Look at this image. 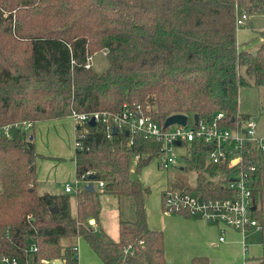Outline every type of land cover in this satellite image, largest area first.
Returning <instances> with one entry per match:
<instances>
[{
    "label": "trees",
    "instance_id": "1",
    "mask_svg": "<svg viewBox=\"0 0 264 264\" xmlns=\"http://www.w3.org/2000/svg\"><path fill=\"white\" fill-rule=\"evenodd\" d=\"M240 10L263 13L264 0H0V124L62 119L73 110L114 112L128 102L141 104L164 126L177 114L211 120L223 112L227 128L239 127L245 118L241 88L264 86V43L256 52L240 49ZM103 50L109 67L98 73L87 64ZM86 127L84 147L74 153L76 178L92 171L105 187L79 189L75 212L69 193H39L34 134L14 129L11 138L0 137V258L14 256L26 264L35 244L29 264H79L75 247L81 237L104 264H168L164 232L147 221L151 188L131 175L134 154L154 158L161 144L126 131L108 138L100 125ZM187 160L197 169V186L172 188L230 196L226 184L206 175L230 179L231 170L209 164L203 147L193 148ZM250 160L256 166L249 184L251 214L264 240V152ZM103 193L134 201L135 219L120 220L118 239L89 226L99 218ZM55 204L64 210L51 213ZM128 244L134 255L124 254ZM191 264L210 260L195 256ZM253 264H264V253Z\"/></svg>",
    "mask_w": 264,
    "mask_h": 264
},
{
    "label": "built area",
    "instance_id": "2",
    "mask_svg": "<svg viewBox=\"0 0 264 264\" xmlns=\"http://www.w3.org/2000/svg\"><path fill=\"white\" fill-rule=\"evenodd\" d=\"M249 15L240 10L236 17L237 28L246 25ZM92 58V57H91ZM89 59L87 67L92 65ZM76 125V148H83V139L86 137L87 125L94 119L96 125H100L102 131L108 138H112L117 131H126L132 134L131 137L140 136L144 139L155 140L161 144V152L156 156L159 159V166L162 169H170L179 163V156L175 153V146L185 145L190 154L195 147H203L207 162L212 165H223L231 170L230 179L226 180V186L230 190V196L222 198L203 197L201 193L194 191H182L175 188H167L162 193L163 208L171 212L186 211L190 215L201 216L203 219L219 226L230 227L241 230L244 247L248 229L261 232L262 226L253 218L251 212L253 203L252 190L250 188L251 174L256 170V166L251 162L255 152H264V137L258 135V123L252 118L242 120L239 127L227 128L222 119L223 112L211 120H200L196 122L192 117V123L187 119L186 124H172L168 127L155 121L153 117L145 111L141 104H129L125 102L118 111H84L73 110L69 115ZM36 122L33 120H18L6 124H0V137L11 138L14 129H20L30 135ZM80 127V129H78ZM133 143V138L130 144ZM148 154L136 153L132 163L138 165L141 161L151 159ZM92 171L85 173L77 183L88 185L91 181ZM89 177V178H88ZM95 186L104 189L103 180L95 181ZM84 186L78 187L76 191ZM74 188L70 183L66 184L65 192L72 193ZM89 226L93 230L98 229L95 218L89 220ZM223 234L225 233L222 230ZM225 237L220 236V241ZM143 245V241H140ZM75 249L78 251L77 245ZM37 251L35 244L31 245L28 253L30 255ZM135 249L132 244L125 247L124 254L134 255ZM29 255V257H30ZM29 257L26 264H29ZM56 259H44L40 264H55ZM63 263V262H62ZM0 264H24L17 257L2 255Z\"/></svg>",
    "mask_w": 264,
    "mask_h": 264
},
{
    "label": "rangeland",
    "instance_id": "3",
    "mask_svg": "<svg viewBox=\"0 0 264 264\" xmlns=\"http://www.w3.org/2000/svg\"><path fill=\"white\" fill-rule=\"evenodd\" d=\"M92 66L98 73H102L109 67V60L106 55V51H100L94 54L91 58ZM248 79L252 81L251 77ZM240 113L246 118H252L258 123L257 132H264V86H243L240 91ZM71 119V118H70ZM189 122L192 123V116L189 117ZM40 123L37 125V143L42 152H47L49 155L58 151L56 154L62 155L65 163L58 164L50 167L49 164H44L42 160L39 161V172L49 170L47 180L54 178L57 182L55 186L50 187L53 192H64V186L66 182H69L74 191L69 193L72 200L76 201V189L84 186V184L77 183L75 176V163L72 161L73 154L76 148V135L74 137V128L72 120L62 122L63 130L58 127L49 126L47 135L44 140L40 139L42 128L44 125ZM33 130V129H32ZM31 131L30 134H32ZM264 134V133H263ZM41 142L45 143L44 146ZM175 153L180 157L179 163L170 169H162L159 166V159L154 157L149 160L148 164H144L140 172L136 171L135 164L131 166V175L133 178L139 179L144 186L151 188V192L147 197V204L149 208V214L156 218L157 224L165 232V243L168 252L169 261L171 264H185L188 262L187 256L194 252V249L202 245L204 240L219 239V236H224L226 241L224 249L214 251L213 255L216 258L214 264H253L257 261V258L264 253V240L261 232L248 229L246 232V245L247 250L244 247V239L241 230L233 228L227 229L223 233L205 231L204 239H200L197 229L194 225H184L187 221L178 219L181 217L176 212H171L163 208L162 205V193L167 188L172 187L174 183L183 184L186 183L191 187H195L197 182V169L192 165L187 157H191L188 148L183 146H175ZM53 155V156H54ZM39 158V157H38ZM186 168H185V167ZM181 167H184L181 169ZM206 175V174H205ZM214 176V177H212ZM41 177H44L41 175ZM45 178V177H44ZM206 178L215 179L218 182L226 183L225 176L223 175H210L207 174ZM65 184V185H64ZM45 187L43 184L39 187V192ZM96 188H98L96 186ZM101 192L103 189L98 188ZM44 192V191H43ZM198 194V192H194ZM102 208L101 218L104 224V228L107 230L109 238H118V218L123 220L135 219V206L134 201L130 196H114L109 193L102 194ZM121 199V200H120ZM164 214H162V212ZM162 215V216H161ZM197 216H193L191 219H195ZM164 227V228H163ZM98 232V231H97ZM100 233V231L98 232ZM102 233V232H101ZM219 243V242H218ZM78 259L79 264H104L100 258L90 248L89 244L81 239L77 241Z\"/></svg>",
    "mask_w": 264,
    "mask_h": 264
},
{
    "label": "crops",
    "instance_id": "4",
    "mask_svg": "<svg viewBox=\"0 0 264 264\" xmlns=\"http://www.w3.org/2000/svg\"><path fill=\"white\" fill-rule=\"evenodd\" d=\"M237 41H238V45H239L240 49H246V50L251 51V52H256L259 49V47L264 43V12L249 16V19L247 20L246 25L238 29ZM70 118L71 117L68 116V117L62 118V119L38 121V122H36L34 129L32 130L33 131L32 134H34V139H35L37 151L40 153V156L37 160V165H38V191H39V187H41L42 184L48 188V189L44 188L42 190V193L39 192L40 194H44V193L67 194V193L65 192V187H66L65 184H64L65 185L64 186V192H60V191L53 192L52 190H50V187L55 186L56 183L61 181L62 179L57 181V182L54 180V178L47 180L46 178L48 176L49 170H44L43 172H39V169H40L39 161L40 160H42L44 164L45 163L49 164L50 167H52V168H53V166H56L60 163L64 164L65 160H64L62 155L56 154L58 151L53 152V153H55V155L54 154L49 155L47 152L43 153L42 152L43 150H40V147L37 143V127L36 126L39 125L40 123H43L42 125H44V127L42 128V133L40 134V139L44 140V142H45V136L47 135V131H48L49 126L56 125L55 127H58L62 131L63 130L62 122H66L67 120H72V118L71 119ZM72 122H73V125L75 126V127H73L74 128L73 133H74V137H75L76 125H75L73 120H72ZM263 133L264 132H262V133L258 132V135L261 137H264ZM41 143L44 146L46 145L43 142H41ZM72 161L75 163L74 156L72 158ZM41 175L44 176L45 178L41 177ZM75 176H76V164H75ZM62 182H63V180H62ZM67 183H69V182H66V184ZM102 197H103V195H102ZM71 202H72V209L75 212L76 211V201H75V203L73 200ZM63 210H64V207L60 206V211H63ZM162 214H164V213L162 212ZM178 214L181 215V217H179L178 219L183 220V222L187 221V223H185L184 225H188V224L194 225V227L197 229V232L199 234L200 239H204V233L206 230L211 231L212 233L215 231L218 234V233H223L222 230H224V232H226L227 229L230 228V227L219 226V225L213 224L211 222H208L207 220L203 219L201 216H197L195 219H191L194 215H186V214H180V213H178ZM146 215H147L148 224L152 229L161 228L157 224L156 218L153 217V215L151 213L149 214V208H148L147 202H146ZM120 220H123V219L118 218V226H117L118 227V235H120V227H119ZM96 221L98 224V229L96 230V232L100 231V233L104 232L107 234L108 232L104 228V224H103L102 218H101V213L99 215V218L96 219ZM128 221H133V220L131 218V219H128ZM156 230H159V229H156ZM162 231L164 232V230H162ZM257 232H259V231H257ZM164 235H165V232H164ZM118 238H119V236H118ZM81 239L82 238L80 237L77 239V241L79 242V240H81ZM225 242H227L226 239L224 241H220V236H219L218 241H217V239H213L210 241L208 239L204 240L202 245L197 246L194 249V252H192V254H189L187 256L188 262H186L185 264H191V260L195 256H208L209 260H210V264H214L213 261H215L216 258L214 257L213 253H214V251H219V249H224V246H227L229 244V242L224 244ZM165 250H166L167 263L171 264L169 261L170 259L168 257L166 243H165ZM260 256H258V257H260ZM258 257H255V258H258ZM175 264H176V262H175Z\"/></svg>",
    "mask_w": 264,
    "mask_h": 264
},
{
    "label": "water",
    "instance_id": "5",
    "mask_svg": "<svg viewBox=\"0 0 264 264\" xmlns=\"http://www.w3.org/2000/svg\"><path fill=\"white\" fill-rule=\"evenodd\" d=\"M187 119L188 117L186 115H182V114H177V115H173L171 117H169L166 121H165V127H168L172 124H175V123H178V124H186L187 123ZM195 120L196 122L199 121V116L198 115H195ZM89 125H96V122L94 119H92L90 122H89ZM78 129H80V127H78ZM115 133L117 132V128H115ZM33 138V137H31ZM149 163V159L145 160V164H148ZM184 167H181V169H183ZM91 178V181L89 182L88 185L85 186V189L87 190H90V191H93L96 189L95 187V184H94V180H95V175H91L90 176ZM255 209V205L252 207V210ZM50 212L51 213H59L60 212V206L58 204H55L53 205L51 208H50ZM55 264H63L61 260H55Z\"/></svg>",
    "mask_w": 264,
    "mask_h": 264
}]
</instances>
